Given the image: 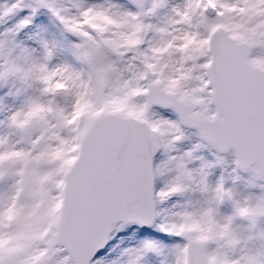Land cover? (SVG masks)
<instances>
[{
	"label": "snow or ice",
	"instance_id": "obj_1",
	"mask_svg": "<svg viewBox=\"0 0 264 264\" xmlns=\"http://www.w3.org/2000/svg\"><path fill=\"white\" fill-rule=\"evenodd\" d=\"M0 264H264V0H0Z\"/></svg>",
	"mask_w": 264,
	"mask_h": 264
}]
</instances>
